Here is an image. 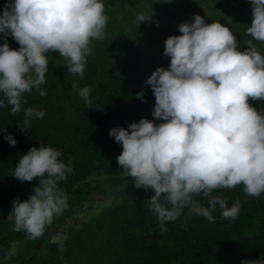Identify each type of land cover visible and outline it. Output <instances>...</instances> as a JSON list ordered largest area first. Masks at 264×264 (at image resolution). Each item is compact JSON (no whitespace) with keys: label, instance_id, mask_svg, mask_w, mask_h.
Returning a JSON list of instances; mask_svg holds the SVG:
<instances>
[{"label":"trees","instance_id":"1","mask_svg":"<svg viewBox=\"0 0 264 264\" xmlns=\"http://www.w3.org/2000/svg\"><path fill=\"white\" fill-rule=\"evenodd\" d=\"M6 0H0V14ZM108 16L103 39L90 41L84 75L72 74L58 51L48 53L49 70L41 88L23 94L22 111L13 115L11 105L0 108V131L12 133L17 140L10 146L0 133V264H240L243 259H264V193L250 196L243 185L214 189L230 207L239 200L241 208L235 219L213 212L215 221L203 216H189L187 209L175 221H167L165 231L151 212L148 199L152 189L136 188L126 176L117 157L122 147L109 130L127 127L140 118L152 116L153 90L145 84L158 67H168L163 55L169 35H180L179 23L193 14L225 24L234 33L238 48L252 37L246 28L252 22L250 0H103ZM150 20L137 23L138 13ZM159 26H156V23ZM13 49L20 45L6 37ZM4 38L0 37V43ZM264 55V43L253 41ZM75 85V87H73ZM90 88L91 104L79 95ZM144 91L143 99L137 96ZM249 103L264 109V100ZM28 107L44 111L42 118H31V129L21 132ZM91 107V108H89ZM157 122H160L157 120ZM40 143L61 149L59 157L71 161L72 171L58 182L67 196V206L55 215L43 234L28 238L25 231H15L7 220L12 202L33 193L39 178L21 183L10 175L31 146ZM107 201L94 214L73 222L77 209L98 197ZM208 206V198L195 197ZM99 201V199H98ZM66 226L63 241L53 237ZM8 257V258H6Z\"/></svg>","mask_w":264,"mask_h":264},{"label":"clouds","instance_id":"2","mask_svg":"<svg viewBox=\"0 0 264 264\" xmlns=\"http://www.w3.org/2000/svg\"><path fill=\"white\" fill-rule=\"evenodd\" d=\"M171 2V0H167ZM252 22L246 35L252 39L241 51L234 33L225 24L193 14L178 25L180 35H169L163 55L168 67L158 66L145 81L153 90L152 116L140 118L126 128L114 126L109 136L122 147L117 157L136 188L152 189L148 199L161 230L187 209L188 215L215 221L220 209L226 219L239 215L241 202L230 207L214 189L243 185L250 196L264 193V109L249 103L264 100V55L253 41L264 43V0H250ZM103 0H6L0 14V108L11 105L13 115L22 111L23 94L33 88L46 95L41 85L49 70L48 53L58 51L72 74L84 75L90 41L103 39L108 16ZM137 23L150 20L138 13ZM159 26L158 22H155ZM11 36L20 47H10ZM75 87V85H73ZM90 105V88L79 89ZM141 99L145 93H137ZM91 108V107H89ZM21 132L31 129V118L44 117L42 110L28 107ZM159 120L160 122H157ZM10 146L17 140L0 131ZM61 149L40 143L31 146L10 169L21 183L39 178L27 199L12 202L7 220L28 238L43 234L55 215L67 206L58 182L73 169L59 159ZM208 198V206L195 197ZM8 258V257H6ZM240 264H264V259H243Z\"/></svg>","mask_w":264,"mask_h":264},{"label":"rangeland","instance_id":"3","mask_svg":"<svg viewBox=\"0 0 264 264\" xmlns=\"http://www.w3.org/2000/svg\"><path fill=\"white\" fill-rule=\"evenodd\" d=\"M99 199V201H98ZM107 201V198L101 196L96 199H92L85 204L79 209H77V213L72 220L73 222H78L79 220L88 217L89 215H92L96 213L101 206ZM66 226L61 229L54 237L53 239H57L59 241H63L64 234H65Z\"/></svg>","mask_w":264,"mask_h":264}]
</instances>
